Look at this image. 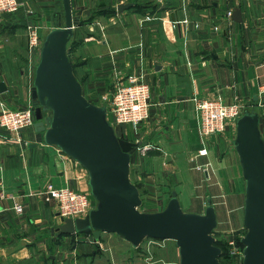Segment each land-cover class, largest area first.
I'll return each instance as SVG.
<instances>
[{"label": "crops", "instance_id": "1", "mask_svg": "<svg viewBox=\"0 0 264 264\" xmlns=\"http://www.w3.org/2000/svg\"><path fill=\"white\" fill-rule=\"evenodd\" d=\"M0 12V107L32 104L30 88L39 46L28 45V26L40 42L63 23L62 0H19ZM118 3H127L117 11ZM73 34L67 53L84 96L106 104L129 74L149 85L150 114L140 124L113 125L137 142L129 176L143 211L162 209L171 190L183 210L239 211L244 179L232 140L234 122L203 135L195 98L223 97L259 113L264 139V0H70ZM239 8L241 20L227 17ZM118 128V129H117ZM47 181L88 191L86 169L43 142L34 124L14 132L0 127V264H155L113 231L61 234ZM21 204L17 211L15 205ZM242 211V213H241ZM218 219V217H217ZM241 224V223H240ZM228 230V227L222 228Z\"/></svg>", "mask_w": 264, "mask_h": 264}, {"label": "water", "instance_id": "2", "mask_svg": "<svg viewBox=\"0 0 264 264\" xmlns=\"http://www.w3.org/2000/svg\"><path fill=\"white\" fill-rule=\"evenodd\" d=\"M62 4L63 23L43 35L33 70L34 126L44 143L57 146L86 169L95 205L82 217H61L58 232L91 233L98 239L102 230L113 231L135 247L145 237L172 238L177 264H222L218 258L221 248L212 235L217 217L210 196L203 212L183 210L175 190L160 210L138 208L141 197L129 176L130 151L137 142L117 135L106 105L84 96L67 53L73 34L70 0ZM127 5L118 3L117 11ZM232 16L241 20L239 8H234ZM5 89L0 81V91ZM234 126L232 143L244 179L241 264H264V139L258 110L245 105Z\"/></svg>", "mask_w": 264, "mask_h": 264}, {"label": "built area", "instance_id": "3", "mask_svg": "<svg viewBox=\"0 0 264 264\" xmlns=\"http://www.w3.org/2000/svg\"><path fill=\"white\" fill-rule=\"evenodd\" d=\"M19 0H0V12H13L18 9ZM232 8L225 10V15L231 17ZM39 36L34 25L28 26V45L35 48L40 45ZM106 102L108 120L114 124L130 123L134 126L146 120L150 114L149 85L139 76L129 74L126 79L116 83L109 95L103 96ZM199 117V129L203 135L223 132L227 121L234 122L243 109L239 101H226L221 96L213 98H195ZM36 121L34 106L11 107L5 103L0 107V127L14 132L16 135L26 126L33 125ZM40 193L47 201L53 200L57 214L60 217H82L95 205V198L88 191H81L70 187L68 184L56 185L47 181L40 189ZM4 196L0 190V198ZM17 211L22 210V205L14 206ZM230 253L237 252L242 258V247L235 249L234 239H227Z\"/></svg>", "mask_w": 264, "mask_h": 264}, {"label": "rangeland", "instance_id": "4", "mask_svg": "<svg viewBox=\"0 0 264 264\" xmlns=\"http://www.w3.org/2000/svg\"><path fill=\"white\" fill-rule=\"evenodd\" d=\"M110 116L111 115L107 113V117L110 118ZM114 125H117V124H114ZM57 149L61 151L58 147ZM138 208L142 210L143 206L140 204ZM185 211H188V210H185ZM216 217H218V219H217L216 225L214 226L212 230V235L219 243L223 241L222 243H224L225 248L227 250V255L223 256L224 258L221 256L222 257L221 259H224V261L227 262L226 260V257H227L229 262H231L232 264H241L242 258L238 257L237 252L230 253V246L227 243L228 238L234 239L235 246H236L235 249L240 248V247L243 248L242 242L237 241V237L241 236L245 232L243 223L240 222L241 220L239 221V218H238L239 211H237V209L236 210L234 209V210L224 211L222 213L217 212ZM226 227H228V230L222 229ZM137 248H140L139 253L141 254V256L151 254L153 255V258H156V259L159 258V260H157L155 264H177L178 263L177 246L175 244L174 239L172 238L145 237L143 241L137 246ZM220 255L221 253L219 254V256Z\"/></svg>", "mask_w": 264, "mask_h": 264}, {"label": "trees", "instance_id": "5", "mask_svg": "<svg viewBox=\"0 0 264 264\" xmlns=\"http://www.w3.org/2000/svg\"><path fill=\"white\" fill-rule=\"evenodd\" d=\"M72 67H73V66H72ZM152 238H155V237H152ZM221 241H222V240H221ZM237 241H240V236L237 237ZM222 242H223V241H222ZM222 242L219 243L216 239H215V241H214V243L217 244V245L221 248V255L219 256V260H220V262H221L222 264H232L231 262H229V260L227 259V257H226L227 262H225L224 259H221L223 256L227 255V250H226V248H225L224 243H222ZM221 256H222V257H221ZM223 258H224V257H223Z\"/></svg>", "mask_w": 264, "mask_h": 264}]
</instances>
